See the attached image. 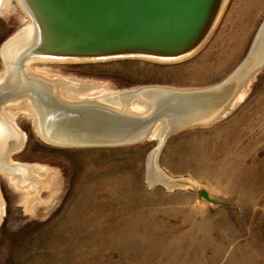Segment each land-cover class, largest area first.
Returning <instances> with one entry per match:
<instances>
[{"label":"rangeland","instance_id":"374dc122","mask_svg":"<svg viewBox=\"0 0 264 264\" xmlns=\"http://www.w3.org/2000/svg\"><path fill=\"white\" fill-rule=\"evenodd\" d=\"M263 21L264 0H229L209 42L185 62L38 65L49 75L30 70L84 85L67 91L75 98L151 85L204 88L244 61ZM28 25L16 0H2L0 49ZM248 89L215 125L166 139L159 168L187 180L173 189L147 180L157 139L59 148L38 137L32 116L18 114L24 145L11 160L39 167L46 185L19 191L0 172V264H264V69ZM202 189L229 206L201 200Z\"/></svg>","mask_w":264,"mask_h":264},{"label":"water","instance_id":"95a60500","mask_svg":"<svg viewBox=\"0 0 264 264\" xmlns=\"http://www.w3.org/2000/svg\"><path fill=\"white\" fill-rule=\"evenodd\" d=\"M228 2L16 0L29 25L0 49V113L25 103L38 137L59 148H118L157 139L151 154L159 169L169 136L226 118L244 87L264 69V21L244 61L226 79L204 88L151 85L107 99H66L59 83L30 67L123 60L179 64L206 46ZM112 99L120 104H112ZM199 197L215 206H229L204 189Z\"/></svg>","mask_w":264,"mask_h":264},{"label":"bare ground","instance_id":"6f19581e","mask_svg":"<svg viewBox=\"0 0 264 264\" xmlns=\"http://www.w3.org/2000/svg\"><path fill=\"white\" fill-rule=\"evenodd\" d=\"M2 0H0L1 4ZM14 5V4H13ZM15 6V5H14ZM38 66V65H37ZM36 67V66H35ZM45 72L48 75L50 74L43 66H38L34 69V71ZM57 83H59L60 93L66 99L75 98L70 94H67V91H80L85 86L79 85L76 83H72L68 80L62 78H54ZM251 82V81H250ZM250 82L247 86L244 87L242 92L239 94L238 101L243 100L246 92L249 90ZM85 89V88H84ZM105 88H103L104 90ZM102 93V92H101ZM99 94V93H98ZM116 95V94H114ZM113 95V96H114ZM112 96V94H108L107 96H86V97H76V98H100V99H107L106 97ZM112 98V97H110ZM20 104V103H19ZM112 104L119 105L120 103L117 100L112 99ZM20 113L28 114L30 117L32 116L30 113L29 107L25 103H21L20 105L16 106H8L0 113V132L2 135L1 142H0V172L5 173L10 184L19 191H27L30 192L32 190L38 189V191L45 187L46 180L44 177L40 176L38 173L39 167L35 166H28L24 164H20L11 160L14 153L21 150L24 145V135L23 133L15 126L14 117ZM28 116V117H29ZM29 117V118H30ZM4 134V135H3ZM7 141V144H6ZM4 147H7L5 150ZM154 155H150L148 160V173H147V180L148 182L153 185L155 183H161L169 189H173L175 187H185L186 181L185 179H173L169 177L166 173H164L160 168L156 167L154 163V159L152 158ZM189 182V181H188ZM25 189V190H24ZM34 192V191H32ZM30 194V193H29ZM27 197V196H26ZM30 196H28L26 201H29ZM30 202V201H29ZM2 200L0 198V219L2 216Z\"/></svg>","mask_w":264,"mask_h":264}]
</instances>
